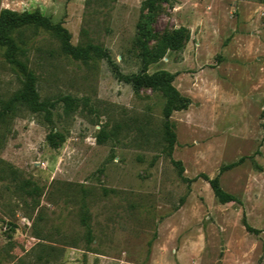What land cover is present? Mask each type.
Here are the masks:
<instances>
[{
    "label": "rangeland",
    "instance_id": "374dc122",
    "mask_svg": "<svg viewBox=\"0 0 264 264\" xmlns=\"http://www.w3.org/2000/svg\"><path fill=\"white\" fill-rule=\"evenodd\" d=\"M144 1L0 0V8L40 10L74 46H100L132 75L144 68L136 46ZM180 27L182 49L147 70L174 74L191 100L172 114V155L161 91L136 93L106 58H74L43 27L7 31L52 123L22 102L0 121V264H264V0L161 3L150 49ZM5 52L0 109L26 82ZM51 131L65 136L58 148ZM203 175L219 176L237 201L220 203ZM244 219L262 232H248Z\"/></svg>",
    "mask_w": 264,
    "mask_h": 264
},
{
    "label": "trees",
    "instance_id": "16d2710c",
    "mask_svg": "<svg viewBox=\"0 0 264 264\" xmlns=\"http://www.w3.org/2000/svg\"><path fill=\"white\" fill-rule=\"evenodd\" d=\"M171 0H145L141 6V17L137 23V37L136 46L140 49L141 57L144 63V68L140 73L132 75L122 74L116 64L112 62V59L107 51L97 45H88L82 49L78 46H74L71 43L72 35L59 23H53L48 16L41 13L40 10L34 12H17L10 9L0 8V47L6 49L5 57L7 61L17 68L21 75L25 78L26 82L24 87L10 97L0 109V121L10 112L12 106L18 102L24 103L31 112L37 113L40 111L45 112V120L47 123H52V112L50 109H44L43 103L39 99V94L36 89L37 77L29 67L22 62L16 55L19 50V46L9 35L7 31L11 27H20L22 25H35L43 27L44 29L52 31L56 36L61 38L63 42L64 50L77 59H87L89 52L94 51L103 58H106L109 63L115 68L120 80L130 83L133 89L138 93L142 88H148L153 91H161L166 98L164 106V139L167 143L166 150L168 154L172 155L174 147L177 142V135L174 130V125L171 121L172 114L178 108L187 109L191 103V100L183 96L178 89L174 86L175 75L168 71H158L152 74L148 73V66L162 58L169 50L178 51L182 49L185 40L187 39V29L180 27L174 29L171 33L165 35L158 43L156 50L150 49V41L153 39L154 34L152 31V23L154 21L156 10L161 3H169ZM68 111V110H67ZM59 137L62 141H65L63 134L51 131L47 135V141L53 148H58L56 138ZM243 159L233 164L224 166L222 171L230 169L238 165ZM174 163L179 166L180 174L183 173V166L181 162ZM203 177L210 183L214 194L220 203H229L237 201V198L226 192L220 185V177L209 178L206 175ZM244 225L248 232L261 233L262 230L253 228L250 226L246 219H244ZM90 233L91 230H89Z\"/></svg>",
    "mask_w": 264,
    "mask_h": 264
},
{
    "label": "crops",
    "instance_id": "0c3cea01",
    "mask_svg": "<svg viewBox=\"0 0 264 264\" xmlns=\"http://www.w3.org/2000/svg\"><path fill=\"white\" fill-rule=\"evenodd\" d=\"M10 9H13V8L10 7Z\"/></svg>",
    "mask_w": 264,
    "mask_h": 264
}]
</instances>
